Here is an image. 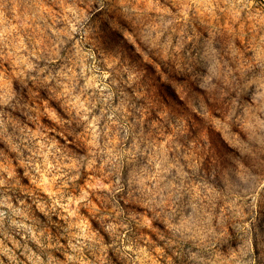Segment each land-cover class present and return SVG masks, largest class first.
I'll use <instances>...</instances> for the list:
<instances>
[{
    "label": "rangeland",
    "instance_id": "obj_1",
    "mask_svg": "<svg viewBox=\"0 0 264 264\" xmlns=\"http://www.w3.org/2000/svg\"><path fill=\"white\" fill-rule=\"evenodd\" d=\"M0 264H264V0H0Z\"/></svg>",
    "mask_w": 264,
    "mask_h": 264
},
{
    "label": "trees",
    "instance_id": "obj_2",
    "mask_svg": "<svg viewBox=\"0 0 264 264\" xmlns=\"http://www.w3.org/2000/svg\"><path fill=\"white\" fill-rule=\"evenodd\" d=\"M167 90L170 92V94L173 96V98H176L178 100L179 103H184L183 99L178 95L177 92H173V90L167 86ZM231 150V149H229Z\"/></svg>",
    "mask_w": 264,
    "mask_h": 264
}]
</instances>
